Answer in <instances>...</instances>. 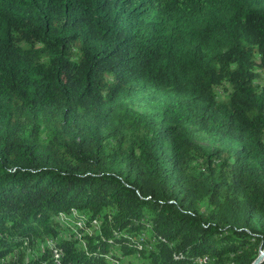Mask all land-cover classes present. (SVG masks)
<instances>
[{"label": "trees", "instance_id": "trees-1", "mask_svg": "<svg viewBox=\"0 0 264 264\" xmlns=\"http://www.w3.org/2000/svg\"><path fill=\"white\" fill-rule=\"evenodd\" d=\"M144 95L158 113L127 103ZM45 121L73 139L43 145ZM263 248L264 0H0V264Z\"/></svg>", "mask_w": 264, "mask_h": 264}, {"label": "rangeland", "instance_id": "rangeland-1", "mask_svg": "<svg viewBox=\"0 0 264 264\" xmlns=\"http://www.w3.org/2000/svg\"><path fill=\"white\" fill-rule=\"evenodd\" d=\"M127 103L134 111L139 112L141 114H155L160 111V109L148 99L147 95L129 100ZM190 130H191V134H190L191 140L196 145L201 146L204 149V151L209 152L211 150L218 149V150L230 152L231 147L228 144L222 142L221 140L206 135L198 131L195 127H191ZM30 133H31V127H29L26 131V138L28 140L31 138ZM52 136H56L57 138L63 141H70L74 137V135L70 133L68 129L58 128V126H56L52 121H45L43 123V127L41 128L39 134V137H41L40 139L41 143L45 145L49 137ZM61 220H66V219L62 218ZM62 226L66 228V232H64L62 236H69L70 232L73 231L72 230L74 227L73 220L72 219L66 220V223L62 224ZM41 251H43L42 247H41ZM34 252H37V247H34L33 249H28L27 251L29 256H31ZM125 260L136 261L134 257H128Z\"/></svg>", "mask_w": 264, "mask_h": 264}, {"label": "water", "instance_id": "water-1", "mask_svg": "<svg viewBox=\"0 0 264 264\" xmlns=\"http://www.w3.org/2000/svg\"><path fill=\"white\" fill-rule=\"evenodd\" d=\"M264 260V248L260 250L257 258L252 262V264H260Z\"/></svg>", "mask_w": 264, "mask_h": 264}, {"label": "bare ground", "instance_id": "bare-ground-1", "mask_svg": "<svg viewBox=\"0 0 264 264\" xmlns=\"http://www.w3.org/2000/svg\"><path fill=\"white\" fill-rule=\"evenodd\" d=\"M46 247L51 250L52 248L54 249V246L50 241L46 244ZM52 252V251H51ZM60 257V256H59ZM58 256H55V264H58ZM203 264H205V260L203 261Z\"/></svg>", "mask_w": 264, "mask_h": 264}]
</instances>
